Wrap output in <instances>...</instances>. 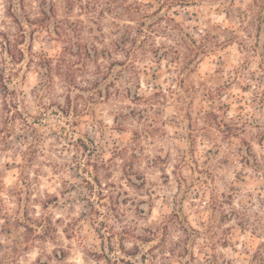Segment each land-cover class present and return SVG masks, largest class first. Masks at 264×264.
<instances>
[{
    "label": "rangeland",
    "instance_id": "374dc122",
    "mask_svg": "<svg viewBox=\"0 0 264 264\" xmlns=\"http://www.w3.org/2000/svg\"><path fill=\"white\" fill-rule=\"evenodd\" d=\"M254 2L0 0V264H264Z\"/></svg>",
    "mask_w": 264,
    "mask_h": 264
},
{
    "label": "trees",
    "instance_id": "16d2710c",
    "mask_svg": "<svg viewBox=\"0 0 264 264\" xmlns=\"http://www.w3.org/2000/svg\"><path fill=\"white\" fill-rule=\"evenodd\" d=\"M251 10L254 14L258 15L264 24V0H255L254 4L251 6ZM21 39H13L6 32L0 30V45L5 49L6 53L10 55V58L14 62H23L25 59V52L20 47L21 44L25 42V35L21 33ZM46 60V59H45ZM48 61V59H47ZM46 61V62H47ZM49 64H51L49 62ZM52 68V67H51ZM7 105L15 106L16 110L19 111V106L14 102L9 104L8 101H5ZM79 109L76 107L75 111Z\"/></svg>",
    "mask_w": 264,
    "mask_h": 264
}]
</instances>
